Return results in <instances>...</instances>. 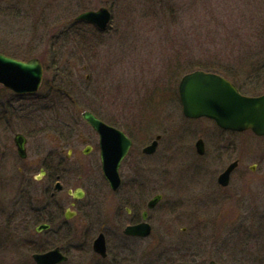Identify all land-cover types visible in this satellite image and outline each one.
<instances>
[{
	"label": "rangeland",
	"instance_id": "1",
	"mask_svg": "<svg viewBox=\"0 0 264 264\" xmlns=\"http://www.w3.org/2000/svg\"><path fill=\"white\" fill-rule=\"evenodd\" d=\"M101 5L112 13L106 30L99 33L88 23L74 27L77 15ZM0 52L24 60L38 57L45 68L43 85L34 95H16L0 85V149L7 157L16 155L21 160L14 135L31 130L29 158L61 149L65 157L68 147L56 141L61 137L56 125L69 130L75 140L89 136L81 117L84 110L123 127L138 122L151 128L167 127V139L180 137V145L186 143L187 147L202 138L210 151L206 158L211 160L212 174L194 173L189 164L192 156L183 145L181 153L167 154L174 161L167 165L166 180L149 176L150 190L136 198L128 193V187L113 193L94 158H83V169H79L77 157L71 156L64 165L65 191L56 199L59 207L55 205L61 228L53 243L69 256L62 264H100L92 241L111 218L113 203L141 199L146 204L159 193L164 197L151 213V256L157 257L159 235L165 229L170 236L163 243L166 264H209L211 260L257 264L258 243L252 237L250 247H245L241 221L245 213L251 218L264 210V137L251 131H225L206 118L186 119L178 85L185 74L204 70L230 79L245 95L264 94V0H0ZM236 159H240L239 167L223 189L217 177ZM29 164L24 193H19L16 177L14 184L9 180L0 184V206L6 208L7 219L12 217L19 194L26 196L19 197L23 200L17 205L18 218L32 217L30 198L42 186L34 180L38 171ZM123 175L126 185L131 175ZM77 187L86 191L78 207H88L87 214L81 211L63 221L65 210H74L66 191ZM172 187L197 190L199 198L211 207L187 206L180 211L176 204L179 196L194 197L189 193L182 196ZM185 226L189 228L187 237H178L186 234ZM247 226L252 231L259 227L254 221ZM28 227L16 236L21 238L3 247L0 264H34L32 248L26 246L34 238L33 225ZM115 241L114 253L127 255L121 242Z\"/></svg>",
	"mask_w": 264,
	"mask_h": 264
},
{
	"label": "flooded vegetation",
	"instance_id": "2",
	"mask_svg": "<svg viewBox=\"0 0 264 264\" xmlns=\"http://www.w3.org/2000/svg\"><path fill=\"white\" fill-rule=\"evenodd\" d=\"M101 7H107L106 5H101L100 7H96L94 9L89 10H97ZM108 8V7H107ZM109 9V8H108ZM111 12V10L109 9ZM112 14V13H111ZM31 59V58H29ZM25 59V60H29ZM180 101V100H179ZM181 104V103H180ZM182 109V105H181ZM183 113V109H182ZM184 115V114H183ZM184 117L189 120H195L191 118H187L185 115ZM107 123V122H106ZM85 124L89 128L88 134L89 136H81L79 140H75L74 138H71V135L69 133V130H65L62 126H57L56 128L61 130L60 135L61 137L56 139L57 142H59L60 146L68 147V151L65 157H62L64 154H61L64 152V149H61V151H55L51 154H46L43 157H37L35 156L29 158L28 154V142L29 137L33 136L32 130L30 132L24 133H16L14 135V144L17 148L15 138L17 134H21L25 138V146H26V156H22L18 153L17 149V155L21 159L19 160L16 155H8L7 157L2 150L0 149V184L3 183L6 185V183L11 182V184H14L15 177L17 178L20 186L19 193H24V189H22L25 185L28 184L29 178L27 177L26 172H28L30 169V162L33 163L32 167H35V171H38V174L34 177L35 182L42 186L40 187L39 191L30 199H32V217L31 218H18V211L20 203H22L23 199H19L21 195L19 194V197L17 196V202H14L13 211L11 213L12 217H9L8 219L5 216V209H2V206H0V251H4L3 247L6 248L7 244L12 240H17L18 238H21V236L16 237L19 235L20 232H26L27 229L31 228L28 227L30 224L33 225V231H34V238L26 244L27 247L32 248V260L34 264H37V262L34 259V255L36 254H44L47 252H50L52 250H55L58 248L66 257L67 260L61 261L57 264H62L68 261L69 256L67 255V252L64 251L60 246H54V237L55 232L60 229V224L58 221H60L61 218L57 217L55 215V205L58 204V201L56 200L59 195H61L65 191V185L63 184V181L66 177V168L64 165L71 160V156H76L78 161L79 169H83V158H94V160L97 162L98 169L105 180V182L108 184L110 190L113 193H120L121 191L126 190L128 187V193L132 195L133 198H136V196L139 193H144V191L150 190V177L152 175L153 178H164L166 180L168 173L167 165L168 163H172L174 160L172 158L168 159L167 154H170L172 152H182L184 146L185 152L192 156V161L190 164V168H192L194 173L200 174L199 172L206 171V173L212 174L213 166L211 165V160L207 159L208 148L205 145V142L202 138H198L195 141V144L191 147H187L186 143H183L180 145V141H183L180 137L171 138L169 137L167 139V134H169L170 129L167 127L163 128H156L153 126L152 128L147 124L146 122H138L134 124H129L128 127H123L119 123H107L110 126H113L114 128H117L121 130L124 135L130 140L131 145L128 150V153L122 160L119 168V176H120V185L117 189H112L110 187L109 182L104 176L103 172V148L101 145V134L94 130L92 127H90L86 122ZM156 130H161L160 132H156ZM157 133V134H156ZM202 140L204 145V153L200 154L198 152L197 143L198 141ZM155 141H157V145L153 151L147 150L148 147H150ZM168 141V143H167ZM191 144V143H190ZM84 145L83 148L80 150V146ZM192 145V144H191ZM164 155V156H162ZM212 154L210 153V157ZM11 160H8V159ZM215 158V156H214ZM14 159V160H13ZM29 159L31 160L29 162ZM14 163H13V162ZM56 162H58L56 164ZM236 166L235 168L230 172L229 177V184L231 182L232 176L234 172L238 169L240 164V159H236ZM231 162L230 164H232ZM13 163V164H12ZM40 163V164H38ZM227 165L225 169L219 173V176L225 172V170L230 166ZM17 169V172L15 173V169ZM1 174H4L6 179H4V176H1ZM131 175V179L127 184L125 185L124 182V175ZM7 175H11L12 178L7 177ZM219 176L217 177V183L221 188H226L222 186L219 182ZM81 177V175H80ZM128 177V176H127ZM145 177V179H141ZM213 177V176H212ZM21 178V179H20ZM14 182V183H13ZM57 183H59L60 188L57 187ZM2 187V186H1ZM3 188V187H2ZM161 190L163 189V186L160 187ZM172 189H174L172 187ZM24 190V191H23ZM80 190L83 191V195H81L80 198L75 197V193L79 194ZM177 191L178 194H181L183 196L184 193H189L193 195L192 198H184L179 196V201L176 202L178 209L180 211H185V208L187 206L190 207H211L209 203H205V201L201 200L198 196V191H179L178 189H174ZM72 191V193H70ZM207 193V192H206ZM66 194L68 197L71 198V208H67L64 212L63 221L71 220L75 215L79 214L81 211H84V216L87 214L88 207H78L79 201L83 200V198L86 195V191L82 187H77L75 189H67ZM160 195L161 199L156 203V205L153 208H149L148 204L154 197ZM3 194L0 196V203L2 202L1 198ZM163 194L159 193L153 196L151 199L147 201L145 204L144 201L139 199V201H123V202H115L113 203V212L111 218L106 219L107 222H104L102 229L98 231V234L96 237H94L92 241V249H93V243L98 236L103 235L105 240V253L102 252H95L94 253L97 256V258L100 260V264H107L106 261L110 260V264H166V252L165 255L163 254L166 246L163 245V243L166 241L167 237H170L166 234V231L164 229V232L159 235V253L151 256L152 250L151 245L149 243V238L153 236V223H152V211L156 208V206L162 201ZM200 199V200H199ZM27 200V203H29L28 197L25 198ZM57 202V204H56ZM16 203V205H15ZM99 205V204H97ZM58 206V205H57ZM59 207V206H58ZM61 207V206H60ZM194 209V208H191ZM4 210V211H3ZM147 212V219H144V213ZM20 213V212H19ZM70 213L72 214V217L68 218L66 215ZM193 214V212H191ZM76 215V216H77ZM186 215L185 213L181 212L180 214ZM187 216V215H186ZM188 221V220H187ZM256 222L258 223V226L252 231L250 228H248L247 224L250 222ZM143 222H147L150 225V233L148 235H140V234H128L127 228L130 226H136ZM264 210L260 212L255 213V217H249L247 213H245L244 217H242L241 226H242V238H243V244L245 247H250V243H248L252 237L257 241L258 245V254L259 256L256 258L257 264H264ZM41 227V228H40ZM40 228V229H39ZM188 227L182 228L186 234L180 235L178 237H187L188 234ZM8 234V235H7ZM22 235V233H20ZM86 236V235H83ZM88 236V234H87ZM197 237L198 235L194 234V237ZM6 237H9L10 239H6ZM198 239L205 238L203 235L202 237L198 236ZM119 240L121 242V248L122 250H127V255L120 253H114V249L116 248V245L113 243V241ZM40 242V245L38 244ZM116 242V241H115ZM201 242V241H200ZM203 243V242H201ZM25 244V242H24ZM186 245H189L186 244ZM200 247L199 245H197ZM151 258H153L151 260ZM214 261L211 260L209 264ZM216 264H218L216 261H214Z\"/></svg>",
	"mask_w": 264,
	"mask_h": 264
},
{
	"label": "water",
	"instance_id": "3",
	"mask_svg": "<svg viewBox=\"0 0 264 264\" xmlns=\"http://www.w3.org/2000/svg\"><path fill=\"white\" fill-rule=\"evenodd\" d=\"M76 20H84L94 23L100 29L107 28L111 13L106 7L98 10H89L80 13ZM44 67L38 58L27 61L0 53V84L18 94H33L42 84ZM180 101L183 113L189 118L207 117L224 129L232 131L252 130L258 136H264V94L248 96L242 94L239 89L227 78L213 72L196 70L183 76L179 83ZM83 119L101 134L103 148V172L112 189L120 185L119 168L122 160L128 153L131 142L124 133L102 121L90 111L82 114ZM15 142L18 153L26 156L25 138L17 134ZM157 145L155 141L147 150L153 151ZM198 152L204 153L203 141L197 143ZM232 163L219 177L223 186L229 183L230 172L235 168ZM57 187L60 188L59 183ZM72 193V191H70ZM83 191L75 193L80 198ZM161 199L158 195L151 199L148 206L153 208ZM66 217H72L68 213ZM147 219V212L144 213ZM41 228V227H40ZM39 228V229H40ZM128 234L148 235L150 225L143 222L127 228ZM95 252L105 253L104 236L100 235L94 240ZM37 264H57L67 260V257L58 249L44 254L34 255ZM210 264H216L212 261Z\"/></svg>",
	"mask_w": 264,
	"mask_h": 264
},
{
	"label": "trees",
	"instance_id": "4",
	"mask_svg": "<svg viewBox=\"0 0 264 264\" xmlns=\"http://www.w3.org/2000/svg\"><path fill=\"white\" fill-rule=\"evenodd\" d=\"M78 23H83V22H76L75 25H74V27H77L76 24H78ZM78 31H79V30H78ZM80 31H82V30H80ZM75 35H76V33H75ZM70 90H71V89H70ZM68 92H69V91H67V93H68ZM67 93H66V94H67ZM68 94H69V93H68Z\"/></svg>",
	"mask_w": 264,
	"mask_h": 264
}]
</instances>
